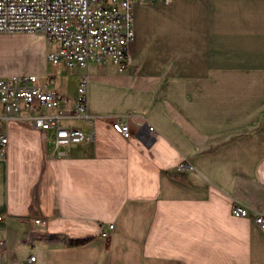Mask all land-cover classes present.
Returning a JSON list of instances; mask_svg holds the SVG:
<instances>
[{
  "label": "crops",
  "instance_id": "obj_1",
  "mask_svg": "<svg viewBox=\"0 0 264 264\" xmlns=\"http://www.w3.org/2000/svg\"><path fill=\"white\" fill-rule=\"evenodd\" d=\"M132 8L125 69L55 65L45 48L49 69L29 73L67 97L45 113L86 139L59 156L53 129L0 105V264H264V229L230 212L264 215V0Z\"/></svg>",
  "mask_w": 264,
  "mask_h": 264
},
{
  "label": "built area",
  "instance_id": "obj_2",
  "mask_svg": "<svg viewBox=\"0 0 264 264\" xmlns=\"http://www.w3.org/2000/svg\"><path fill=\"white\" fill-rule=\"evenodd\" d=\"M154 1L169 4L172 0H0V32L45 34L50 44L47 59L55 65L86 67L94 61L112 63L118 70H123L130 63L129 44L135 35L132 7L137 3ZM86 81V75L82 74L71 109L76 116L85 110ZM66 101L65 95L38 84L35 74L0 77L2 118L8 122L25 110L34 126L43 131L53 129L52 141L59 156L65 154L71 144L88 137L77 127L60 124L58 113H45ZM110 125L122 137H132L126 121L116 118ZM148 130L152 132L153 127L148 125ZM7 143V133L0 124V156L4 155ZM230 212L234 216H251L264 229L262 213H254L239 202L232 203ZM111 228L112 223L109 222L102 226L101 233L108 235ZM34 258L30 256V260Z\"/></svg>",
  "mask_w": 264,
  "mask_h": 264
},
{
  "label": "rangeland",
  "instance_id": "obj_3",
  "mask_svg": "<svg viewBox=\"0 0 264 264\" xmlns=\"http://www.w3.org/2000/svg\"><path fill=\"white\" fill-rule=\"evenodd\" d=\"M45 48L50 50V44L41 32H0V77L31 72L42 75L49 69L42 59Z\"/></svg>",
  "mask_w": 264,
  "mask_h": 264
}]
</instances>
